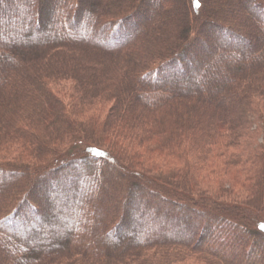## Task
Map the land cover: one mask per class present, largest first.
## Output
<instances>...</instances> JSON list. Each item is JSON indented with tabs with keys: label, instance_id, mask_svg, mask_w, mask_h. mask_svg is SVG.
Wrapping results in <instances>:
<instances>
[{
	"label": "trees",
	"instance_id": "16d2710c",
	"mask_svg": "<svg viewBox=\"0 0 264 264\" xmlns=\"http://www.w3.org/2000/svg\"><path fill=\"white\" fill-rule=\"evenodd\" d=\"M5 177L0 264H264V0H0Z\"/></svg>",
	"mask_w": 264,
	"mask_h": 264
},
{
	"label": "rangeland",
	"instance_id": "374dc122",
	"mask_svg": "<svg viewBox=\"0 0 264 264\" xmlns=\"http://www.w3.org/2000/svg\"><path fill=\"white\" fill-rule=\"evenodd\" d=\"M242 13H245V12H242ZM141 27H144V23L141 25ZM141 27H140V28H141ZM134 30H135V28L133 29V32H134ZM136 30H137V29H136ZM136 30H135V32L138 33V30H137V31H136ZM135 32H134V33H135ZM134 33H133V35H134ZM136 33H135V34H136ZM133 35H132V36H133ZM132 36H129V37H128V35H127V37H128L127 41H128L129 39H131ZM9 37H10V36H9ZM8 39H11V40L17 41V39H16L15 37H14V38H13V37H10V38H8ZM14 41H10V42H14ZM94 41H95V40H94ZM2 42L5 43V42H8V41L4 39V40H2ZM118 42H119V41H118ZM118 42H117V41L114 42L115 44H113V45L110 44V43H107V42H102V43H100V44H101V46L104 47V48H109V49H111V48H114V47H116V46H119L120 43H118ZM10 179H11V177H5V178H3V179L0 180V183H1V184H2V183H5V182L9 181ZM107 187H108V184H105L103 188H107ZM126 238H129L128 235H126V237L121 236V237H119V238H116V239L113 238V239H110V240L112 241V243H117V242H125V239H126ZM129 239H130V238H129Z\"/></svg>",
	"mask_w": 264,
	"mask_h": 264
}]
</instances>
